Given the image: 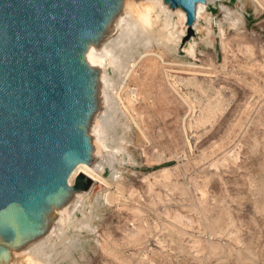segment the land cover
Returning a JSON list of instances; mask_svg holds the SVG:
<instances>
[{"label":"rangeland","instance_id":"obj_1","mask_svg":"<svg viewBox=\"0 0 264 264\" xmlns=\"http://www.w3.org/2000/svg\"><path fill=\"white\" fill-rule=\"evenodd\" d=\"M257 1L208 2L176 52L154 36L117 50L122 67L104 68L113 83L109 107L103 102L97 114L107 122V182L90 173L102 184L71 211L76 223L42 243L40 255L52 250L48 264H264V0ZM155 41L169 47L164 61L142 59L120 86L139 54L160 53Z\"/></svg>","mask_w":264,"mask_h":264},{"label":"water","instance_id":"obj_2","mask_svg":"<svg viewBox=\"0 0 264 264\" xmlns=\"http://www.w3.org/2000/svg\"><path fill=\"white\" fill-rule=\"evenodd\" d=\"M164 1L185 12L187 29L182 43L191 39L195 4L205 0ZM116 2L0 0L3 237L15 234L18 239L26 232L41 236L40 213L49 200L62 197L55 204L58 207L69 196V173L88 159L89 138L79 125L94 110L97 118L102 105L95 106L92 73L83 68L81 52L83 44L100 31L99 44L114 35L103 30V21L115 11ZM91 186L81 176L70 189L87 192Z\"/></svg>","mask_w":264,"mask_h":264},{"label":"bare ground","instance_id":"obj_3","mask_svg":"<svg viewBox=\"0 0 264 264\" xmlns=\"http://www.w3.org/2000/svg\"><path fill=\"white\" fill-rule=\"evenodd\" d=\"M212 1L205 0L206 3ZM205 2L195 4L193 30H195V26L201 15L205 13ZM257 3L260 5L258 1ZM110 15L108 20L104 19L103 21V30H108L114 33V35H111L110 38L99 44L100 41L97 40L103 32L100 31L94 38L83 44V50L81 52V64L83 68L92 73L90 81L95 95V106H98L97 108L103 102L107 103L109 107L110 99L108 95H105V91L107 89L110 90L113 82L108 79L104 68L110 65L121 69L122 62L120 61L117 50L125 46V43L134 41L135 39L143 41L145 37L154 36L153 38L161 40L169 39L173 51L176 52L182 43V38L185 36L187 29L185 12L180 7L171 8L164 0H117L115 11ZM174 17H176L175 20ZM209 21L210 19L207 20V23ZM205 32L207 35L210 34V28L208 26ZM155 42L161 48L160 53L145 52L144 54H139L137 61H132L123 71L120 86L126 84L135 67L142 59L153 57L159 59L161 62L164 61L163 53L168 52L169 47L165 43ZM148 43L146 48L151 44L148 45ZM111 44H114L116 47L114 49L110 48L109 45ZM195 46V41L188 42V46L183 51L186 53L190 49L195 48ZM94 112L86 115L84 121L79 125L89 138V152L88 159L77 163L66 179V190L69 192V196L66 197L64 195L66 198L58 207L55 204L57 201H61L62 197L57 200L48 201L46 207L39 215L38 227L43 232L41 236H36L33 232H26L22 238L18 239L15 234H10L6 237L0 235V264H48L52 250L50 249L47 253L40 255V252H38L40 246L44 241L48 240L51 235L50 233L55 228H59V233H62L68 223L77 222V219L72 218L71 211L77 209L80 205L82 206V204L84 206V196L88 195L91 191L90 188L87 192H74L70 188L74 186L76 180L81 176L89 179L92 186L95 183L102 184V181L99 182L92 175L107 182L106 178L103 177V159L101 157L103 151L107 149L104 137L106 131L105 124L107 122L103 125L100 120L93 116ZM84 225V223L81 224L83 227Z\"/></svg>","mask_w":264,"mask_h":264}]
</instances>
